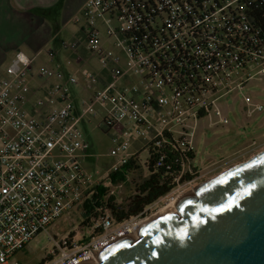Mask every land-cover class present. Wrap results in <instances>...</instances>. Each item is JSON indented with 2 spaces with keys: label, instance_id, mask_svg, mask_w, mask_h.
<instances>
[{
  "label": "built area",
  "instance_id": "1",
  "mask_svg": "<svg viewBox=\"0 0 264 264\" xmlns=\"http://www.w3.org/2000/svg\"><path fill=\"white\" fill-rule=\"evenodd\" d=\"M146 1L85 0L78 9L72 21L83 35L62 40L59 48H84L101 67L83 73V89L95 91L80 109L70 91L78 84L74 74L38 66L30 78L47 85L33 90L27 74L35 57L16 53L0 70V264H21L15 254L75 207L74 198L89 200V189L101 185L107 197L114 196L110 175L130 159L144 163L140 155L150 147L165 142L194 152L190 123L213 112L227 124L216 105L221 93L264 74V32L245 15L255 0H153V8ZM100 25L116 52L100 42ZM45 53L49 61L55 55L52 49ZM243 100L248 114L262 112L261 104ZM99 102L106 103L104 130L119 131L110 137L115 161L102 178L92 179L80 162L90 145L78 124ZM192 163L181 162L176 187L167 195L194 180L180 182ZM93 210L87 240L50 236L54 245L39 264H80L124 230L127 221L113 229L106 210Z\"/></svg>",
  "mask_w": 264,
  "mask_h": 264
},
{
  "label": "rangeland",
  "instance_id": "2",
  "mask_svg": "<svg viewBox=\"0 0 264 264\" xmlns=\"http://www.w3.org/2000/svg\"><path fill=\"white\" fill-rule=\"evenodd\" d=\"M84 1L57 0V3L50 10H46V12L49 11L52 15L54 14L59 26H61L75 11L77 12ZM45 17L49 19L50 16L46 13ZM67 28L72 31L76 30L77 27L74 23L70 22ZM98 36L105 48L108 47L114 52L117 51L116 48H112L111 41L107 40L105 28L101 25L99 26ZM18 37L15 36L14 39ZM9 38L12 39L11 36H0V39H4L5 43L11 41ZM42 45H39L37 49H40ZM50 48L57 56H53L49 61L44 52L48 48H44V51H41L39 54L37 53L38 55L34 59L32 71L27 74L29 84L33 89L47 85V82L39 80L36 77L30 78L34 70L41 65L59 69L65 74H74L78 84L72 85L70 91L72 98L75 100L76 107L80 109L81 100H89L88 98L91 93L95 91L93 87L90 90L83 89V73L101 71L99 62L95 55L87 52L84 48L78 50L80 54L77 58H73L72 51H58L56 53L57 50H54V47ZM17 49L29 53L25 50L24 46H18L14 51L8 53L0 51V70H4L10 63L11 53H15ZM36 52L37 50L34 51V53ZM133 79H136L135 76ZM246 96L253 103L261 104L263 107L262 112L248 114L247 109L250 110L251 108L245 106L243 99ZM105 104L103 102L94 104L89 113L78 124L80 131L90 145L87 154L80 159V162L85 172L92 179L102 178L106 170L115 161V159L109 156L112 149L110 137L115 132L118 133L119 130L115 128L107 129L108 131L104 130L102 119L106 113V108H103L102 105ZM216 105L221 112V117L227 120V124H222L219 117L213 112L209 113V116L199 117L195 126L193 122L190 123L189 131L193 130L192 147L195 154L192 164L197 167L194 180L190 184L182 185L179 193L175 192L162 197L149 207L144 213V217L127 221V223L122 225L121 230L132 222L150 218L151 215L157 213L158 209L164 206L171 198L182 194L185 190L192 187L194 189L195 186L249 159L264 149V74L253 77L248 82L246 81L242 88H234L225 93L223 91L219 100L216 101ZM193 126L194 128L192 129ZM145 156L146 153L143 152L140 158L143 159ZM142 177L143 174H140V172H134L128 174L123 183L117 186L109 185L108 191H112L115 202H124ZM84 201L74 198L75 207L70 208L49 226L47 233L42 232L36 235L23 250L15 254L14 259L21 264H39L41 261H45L46 252L54 245V240L50 236L55 237L59 241L72 234L71 238L78 243L86 239L91 233V223L89 221L88 223H82V211L78 207ZM117 227L118 225H115L113 229Z\"/></svg>",
  "mask_w": 264,
  "mask_h": 264
},
{
  "label": "water",
  "instance_id": "3",
  "mask_svg": "<svg viewBox=\"0 0 264 264\" xmlns=\"http://www.w3.org/2000/svg\"><path fill=\"white\" fill-rule=\"evenodd\" d=\"M97 264H264V149L196 186L135 240L105 247Z\"/></svg>",
  "mask_w": 264,
  "mask_h": 264
},
{
  "label": "trees",
  "instance_id": "4",
  "mask_svg": "<svg viewBox=\"0 0 264 264\" xmlns=\"http://www.w3.org/2000/svg\"><path fill=\"white\" fill-rule=\"evenodd\" d=\"M220 1L224 0H213L214 3ZM195 2L200 3L201 0ZM145 4L153 8V0H147ZM245 15L254 26L259 27L264 32V0L253 1L247 6ZM82 35L81 33L80 36ZM194 157V152H182L175 144L170 146L163 142L160 148L150 147L145 158H143L144 163H139V161L141 162L140 159H136L137 161L130 159L121 172H115L110 175L113 185H117L123 183L128 174L134 172L143 174L141 180L134 186L132 193L127 196L124 202L116 203L114 196L107 197V189L101 185L95 186L86 192L89 200H85L80 206L81 215L83 216L82 223H88L89 218L93 217V207H100L102 210H106L118 226L135 216L144 217L146 207L167 195L176 187L173 179L181 171V162L188 163ZM167 165H169V169H166ZM196 173L197 167L189 164L188 169L182 173L180 182L184 183L194 179ZM71 235L69 234L68 237L70 238ZM87 238L80 243L86 241Z\"/></svg>",
  "mask_w": 264,
  "mask_h": 264
},
{
  "label": "crops",
  "instance_id": "5",
  "mask_svg": "<svg viewBox=\"0 0 264 264\" xmlns=\"http://www.w3.org/2000/svg\"><path fill=\"white\" fill-rule=\"evenodd\" d=\"M56 3L57 0H0V36L12 37V39L9 38L11 41L8 43H5L4 39H0V51L8 53L14 51L18 46H24L29 53L17 49L15 53H11V59L16 53L33 58L44 51V48L54 47V50H57L56 53L63 51L59 48V43L62 40L72 41L80 37L81 33L83 34V28L80 25L75 24L77 28L72 31L67 28L70 22L73 23L72 19L76 15V11L61 26L54 14L46 12ZM46 13L50 16L49 19L45 17ZM15 36L19 37L14 39ZM41 44H43L42 47L37 49ZM35 50H37L36 53H34ZM79 54L78 50L73 52V58H77Z\"/></svg>",
  "mask_w": 264,
  "mask_h": 264
},
{
  "label": "bare ground",
  "instance_id": "6",
  "mask_svg": "<svg viewBox=\"0 0 264 264\" xmlns=\"http://www.w3.org/2000/svg\"><path fill=\"white\" fill-rule=\"evenodd\" d=\"M193 194H194V189L192 187L190 189L185 190L182 194H180L174 198H171L164 206H162L158 209L157 213H154L153 215H151L150 218L132 222V223H130L131 225L128 224L112 243H114L115 241L121 240V239L135 240L136 238H138L139 233H140L142 228H144L146 225H148L150 222H152L156 218L160 217L164 213L175 212L177 204H179V202H181L182 200H184L188 197H192ZM112 243H110V244H112ZM110 244H108L107 246H109ZM102 250L103 249L92 253L86 260L81 261L80 264H97L98 263V255L100 254V252Z\"/></svg>",
  "mask_w": 264,
  "mask_h": 264
},
{
  "label": "snow or ice",
  "instance_id": "7",
  "mask_svg": "<svg viewBox=\"0 0 264 264\" xmlns=\"http://www.w3.org/2000/svg\"><path fill=\"white\" fill-rule=\"evenodd\" d=\"M225 209H219V211H224Z\"/></svg>",
  "mask_w": 264,
  "mask_h": 264
}]
</instances>
